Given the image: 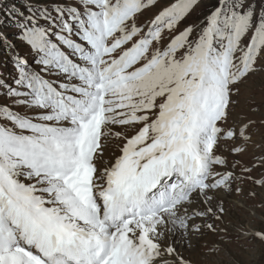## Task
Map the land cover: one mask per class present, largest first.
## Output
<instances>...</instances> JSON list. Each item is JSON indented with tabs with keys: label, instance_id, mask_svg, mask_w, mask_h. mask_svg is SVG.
<instances>
[{
	"label": "snow or ice",
	"instance_id": "obj_1",
	"mask_svg": "<svg viewBox=\"0 0 264 264\" xmlns=\"http://www.w3.org/2000/svg\"><path fill=\"white\" fill-rule=\"evenodd\" d=\"M245 189L264 210V0H0V264H240Z\"/></svg>",
	"mask_w": 264,
	"mask_h": 264
},
{
	"label": "rangeland",
	"instance_id": "obj_2",
	"mask_svg": "<svg viewBox=\"0 0 264 264\" xmlns=\"http://www.w3.org/2000/svg\"><path fill=\"white\" fill-rule=\"evenodd\" d=\"M195 18L196 14H193V16L189 18V21L187 22H192L195 20ZM236 112L238 114L247 113L243 96L241 97V104L236 109ZM256 203V201L250 200L248 198L247 189H245L244 194L234 197L231 201L230 218L234 221L255 223L252 217V212L256 211L257 213H260L261 211H264L258 208H253V205ZM233 235L235 236L234 232ZM214 239H216V237L209 236L207 238L209 243H211V241ZM227 247L232 251L235 258L240 261V264H264V254H262L258 248L248 245L247 242L243 240V238H234L231 243L227 245ZM246 248L251 250L245 251ZM196 259L198 264H221L222 261H227L229 258L223 251L217 253L216 255H212L206 248L202 247L200 249V255L197 256Z\"/></svg>",
	"mask_w": 264,
	"mask_h": 264
}]
</instances>
